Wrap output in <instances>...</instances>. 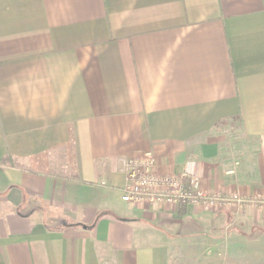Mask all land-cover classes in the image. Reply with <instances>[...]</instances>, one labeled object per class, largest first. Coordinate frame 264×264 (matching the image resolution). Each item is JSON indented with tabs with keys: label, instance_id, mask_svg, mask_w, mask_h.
<instances>
[{
	"label": "crops",
	"instance_id": "crops-1",
	"mask_svg": "<svg viewBox=\"0 0 264 264\" xmlns=\"http://www.w3.org/2000/svg\"><path fill=\"white\" fill-rule=\"evenodd\" d=\"M148 151L252 201L125 202ZM0 264H264V0H0Z\"/></svg>",
	"mask_w": 264,
	"mask_h": 264
},
{
	"label": "built area",
	"instance_id": "built-area-1",
	"mask_svg": "<svg viewBox=\"0 0 264 264\" xmlns=\"http://www.w3.org/2000/svg\"><path fill=\"white\" fill-rule=\"evenodd\" d=\"M207 167L203 159H186L180 172L160 173L157 157L151 152L126 162V183L122 191L125 202L139 205L197 206L208 209H233L239 213L252 200L238 192H212L202 185Z\"/></svg>",
	"mask_w": 264,
	"mask_h": 264
},
{
	"label": "rangeland",
	"instance_id": "rangeland-1",
	"mask_svg": "<svg viewBox=\"0 0 264 264\" xmlns=\"http://www.w3.org/2000/svg\"><path fill=\"white\" fill-rule=\"evenodd\" d=\"M255 246H258V247H260L261 248V245H255ZM262 251V249H260V252ZM262 253V252H261Z\"/></svg>",
	"mask_w": 264,
	"mask_h": 264
}]
</instances>
